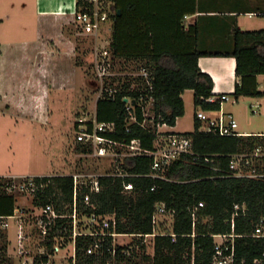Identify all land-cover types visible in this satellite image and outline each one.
I'll list each match as a JSON object with an SVG mask.
<instances>
[{
  "label": "trees",
  "instance_id": "trees-1",
  "mask_svg": "<svg viewBox=\"0 0 264 264\" xmlns=\"http://www.w3.org/2000/svg\"><path fill=\"white\" fill-rule=\"evenodd\" d=\"M81 0H78V8ZM114 32L111 43L115 56L124 59L145 60L144 63L154 71L155 96L157 107L164 119L175 125L177 118L185 114V101L182 94L187 89L194 90L197 107L219 108V103L206 101L213 90L214 81L209 73L198 64L203 54H227L237 61L236 72L240 77L235 91L236 98L241 96H262L257 75L264 74V30L235 32L236 45L230 51L212 52L197 47H165L156 43V33L150 30L157 26L138 23L133 11V0H115ZM131 83L118 87L115 98L101 97L97 101V118L100 121H115L116 130L107 133L110 138L125 143L140 139L143 148L154 147V134L132 124L127 130L125 96L139 95L130 90ZM200 120L195 118V129L190 134L196 154H184L175 160L168 169L169 179H154L150 172L152 156L127 155L124 157L126 168L137 175L122 178L112 175L100 177L103 190L94 195L97 213H115L116 229L121 233L144 234L154 232L153 214L156 203L163 201L169 208L176 210L175 221L166 230L177 234L155 236V254L142 255L143 261L152 264H212L214 238L212 233L233 232L231 218L235 212L234 232L236 236L235 264H264V238L248 236L264 219V177L228 176L231 155L254 151L264 145V135H219L198 130ZM77 126V123H76ZM82 152L92 151L91 145L79 144ZM195 159V156H197ZM254 166L264 171V157H256ZM216 164L219 170L212 169ZM215 177L212 178V176ZM48 193L54 196L59 208L72 202L74 178L71 175H56ZM133 181L135 188L124 192V183ZM156 185V188H151ZM50 200L45 196L43 202ZM203 201L204 206L197 209L199 218L194 225L192 210ZM16 198L0 186V214H11L15 209ZM239 204V208H236ZM210 217L209 221H205ZM165 229V228H164ZM5 239V238H4ZM92 237L79 236L77 240L78 264H98L100 258L87 254L86 246ZM6 243V242H5ZM116 264H143L138 261L136 251L128 245H116ZM110 256V254H109ZM261 261L256 263L255 259ZM105 261L104 257H101ZM7 253V243L0 247V264H13Z\"/></svg>",
  "mask_w": 264,
  "mask_h": 264
},
{
  "label": "built area",
  "instance_id": "built-area-1",
  "mask_svg": "<svg viewBox=\"0 0 264 264\" xmlns=\"http://www.w3.org/2000/svg\"><path fill=\"white\" fill-rule=\"evenodd\" d=\"M114 3L115 0H81L80 7L75 12V22L90 26L109 22L115 14ZM111 43L110 47L105 48L94 58V70L102 83L113 74L110 71L112 66ZM135 79L137 82L131 83L130 90L138 91L139 95L124 97V100L128 99L125 100L127 130H131L132 124H139L154 134V147L152 149L143 148L138 138L133 139L131 143L110 138L107 133L116 130V122L98 120L97 103L94 115L91 117L83 115L76 121L78 131L76 140L94 146L96 149L108 145H122L134 150L129 155L152 156L151 169L146 175L154 179H169L168 169L175 160L180 159L186 153L196 154L193 149V138L186 132L168 130L172 125L164 119L157 107L154 88L155 75L152 68L147 65L141 66L140 71L135 74ZM117 91L118 87L116 86L103 88L98 99L101 97L113 99ZM230 96V93L212 90L206 101L219 103L220 106L215 109L203 107L197 109L195 116L200 120L199 131L219 135H247L239 130V122L235 114L224 109V103L230 100ZM133 100L136 102L134 103ZM257 104H253L255 113L259 111ZM197 157L198 155L195 156V159ZM256 157H264V145L257 146L251 153L231 155L226 175L264 177V171H259L254 166L253 160ZM211 167L214 170L220 169L216 164ZM56 175H71L74 178L73 200L64 208L57 206L56 199H54L56 192L48 193V188L54 184L53 177ZM104 175L126 178L137 174L131 173L126 168L124 160L118 159L114 170L107 173L78 171L54 174L0 175L2 189L16 198L14 211L11 214H0V240L4 238L10 240L15 263L56 264L59 255L64 251L69 254L70 264H78L77 240L79 236L92 237V241L85 248L87 254H95L100 259L109 254L116 257V245L118 244L114 243V239L127 233L117 231V220L114 213L104 214L95 211L97 202L94 195L103 190L100 177ZM134 188L133 181L124 183V192H131ZM155 188L156 185L151 189ZM45 196H50V200L43 202ZM20 197L25 201L19 203ZM204 205L205 203L201 201L192 210L194 225L199 218L197 209ZM235 206L239 208L240 205L236 204ZM175 214L174 208H169L163 201L157 202L153 214L154 232L144 234V236L171 235L176 240V233L168 232L166 229L158 230L167 222L171 226L175 221ZM236 214L237 212L231 218L233 232L211 234L214 238L212 264H235L237 257L235 238L239 235L234 232ZM247 235L264 238V219L256 226L253 233ZM260 261V258L255 259L256 263ZM108 263L112 264L111 260H107Z\"/></svg>",
  "mask_w": 264,
  "mask_h": 264
},
{
  "label": "crops",
  "instance_id": "crops-1",
  "mask_svg": "<svg viewBox=\"0 0 264 264\" xmlns=\"http://www.w3.org/2000/svg\"><path fill=\"white\" fill-rule=\"evenodd\" d=\"M133 1L134 19L157 26L150 32L156 33V43L160 46L226 52L236 45L237 28L264 30V0ZM77 9L78 0H0L1 117L47 124L51 118L53 91L69 90L78 84L75 72L60 70L61 58H72L74 54L72 33L79 32L81 27L74 19ZM198 64L213 78V91L230 93L224 109L227 110V103L240 99L232 94L240 81L234 56L203 54ZM257 80L259 89L264 91V74H258ZM256 103L259 106L261 102ZM181 117L169 131L191 132L178 129ZM240 131L264 135V130ZM10 174L32 173H0Z\"/></svg>",
  "mask_w": 264,
  "mask_h": 264
},
{
  "label": "rangeland",
  "instance_id": "rangeland-1",
  "mask_svg": "<svg viewBox=\"0 0 264 264\" xmlns=\"http://www.w3.org/2000/svg\"><path fill=\"white\" fill-rule=\"evenodd\" d=\"M78 30L79 32L76 33V30H73L72 33L75 45L72 58L63 57L60 61L61 72H75L78 84L69 90L53 91L50 121L47 124H36L0 116V173L54 174L78 171L107 173L114 170L118 159L124 160L125 156L133 153L132 148L122 145H108L97 149L91 146L92 151L82 152L78 145L84 143L76 140L78 131L73 125L80 116L94 115L96 103L103 88L119 87L120 84L129 82L136 83L135 74L146 62L139 59L119 58L111 50L110 71L113 74L102 83L94 70V58L105 48L110 47L113 40L114 17L112 16L109 22L98 26L81 24ZM183 97L186 111L179 119L178 129L193 131L195 112L199 108L194 101V90H186ZM257 101L261 102L258 106V114L252 107V104ZM227 105V110L235 114L240 130H264V98L242 96L235 103L229 102ZM256 159L254 158L253 163L257 162ZM24 201V198H19V203ZM209 219L210 217H206L205 221ZM163 227L165 229L170 227L169 222L158 230H163ZM5 242L7 253L12 257L13 264H16L10 240H0V246L6 244ZM114 243L130 246L131 251L139 253L138 261H142L143 264H152L151 261H143L142 255L147 253L151 257L154 256L155 236L127 233L115 237ZM65 253L63 251L59 255L58 264H70L69 254L65 255ZM103 257L105 261L100 259L98 264H107V260L116 264V257L111 255Z\"/></svg>",
  "mask_w": 264,
  "mask_h": 264
},
{
  "label": "water",
  "instance_id": "water-1",
  "mask_svg": "<svg viewBox=\"0 0 264 264\" xmlns=\"http://www.w3.org/2000/svg\"><path fill=\"white\" fill-rule=\"evenodd\" d=\"M125 100L127 101L128 99L126 98ZM133 102L135 103L136 101H135V100H133Z\"/></svg>",
  "mask_w": 264,
  "mask_h": 264
}]
</instances>
